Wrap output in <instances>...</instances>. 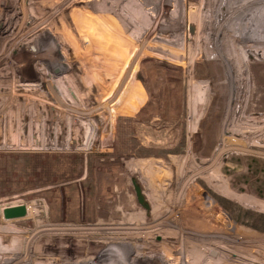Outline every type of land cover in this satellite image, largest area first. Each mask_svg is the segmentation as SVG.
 <instances>
[{
    "label": "rangeland",
    "instance_id": "obj_1",
    "mask_svg": "<svg viewBox=\"0 0 264 264\" xmlns=\"http://www.w3.org/2000/svg\"><path fill=\"white\" fill-rule=\"evenodd\" d=\"M1 1L5 4L0 5V16L13 18L0 36V208L23 203L29 213L22 219H4L0 213V226L32 230L35 226L34 252H53L60 235L40 227L45 212L33 210L34 206L135 205L129 191L131 179H137L145 198L155 206L152 217H162L148 223L157 229L143 237L148 239L156 231L164 238H174L166 245L171 254L180 239H195L194 228H218L221 223L212 214L220 213L214 212V204L235 223L264 236V230L251 226L253 217H244L245 211L254 216L264 212L218 191L224 188L264 204V40L241 37L226 28L232 17L216 15L228 7L236 9L235 29L241 30L248 26L249 13L264 1L245 5L247 0H181L180 23L179 18L172 22L180 0ZM13 7H19L16 13ZM74 10L89 11L105 20L78 32L69 16ZM258 17L262 19L258 24L264 23V16ZM33 18L44 21L41 27L53 28L35 55L27 47L19 48L40 25L30 23ZM61 24L68 34L64 44L68 62L63 72L67 81L56 89L39 61L48 52L47 46L55 43L53 32ZM170 28L179 31L182 39L164 41L171 37ZM217 29L222 32L217 43L221 57L213 55L215 41L208 36ZM107 31L110 43L113 36L130 43L128 55L146 95L131 115L121 112L127 101L119 99V67L111 58L107 65L101 51ZM87 32L96 39L90 53L84 39ZM245 53L251 55L244 59ZM227 61L234 74L245 76L242 91L234 90L232 101ZM198 81L206 83V96L196 100L191 116L189 83ZM88 120L94 129L90 147L85 149ZM9 129L14 133L9 134ZM193 181L204 195L193 190ZM27 190L33 193L11 194ZM94 215L99 221L110 220L105 209ZM169 219L172 227L183 229L180 235L165 224ZM102 235L110 237V233ZM30 259L35 262L34 256Z\"/></svg>",
    "mask_w": 264,
    "mask_h": 264
},
{
    "label": "bare ground",
    "instance_id": "obj_2",
    "mask_svg": "<svg viewBox=\"0 0 264 264\" xmlns=\"http://www.w3.org/2000/svg\"><path fill=\"white\" fill-rule=\"evenodd\" d=\"M249 1V0H247ZM246 1L245 5L249 4H259L263 2L264 0H251L249 2ZM237 2V1H236ZM5 1H1L0 5H4ZM232 7H228L225 12H219L218 18H222L224 14H227V16L232 17V20L230 21L231 24H227L226 28H231L234 32H237L241 37H248L250 41H259L264 40V23L258 24V22H261V18L258 16H264V4L261 5V7H258L254 10H252L249 13V17L246 18V23L248 22L247 27L240 28L241 30L236 31L235 24H236V17L239 13H236V9H231ZM19 7H13V10L17 11ZM182 10V1H178L176 5V17L172 21L173 23L176 22L175 19L179 18V21L177 23H180L182 20V16H180ZM233 10V11H231ZM233 12V13H232ZM224 13V14H223ZM232 13V14H231ZM237 14V15H236ZM109 16L110 13H107ZM15 16V15H14ZM74 22V26L76 27L78 32H81L82 29L85 28H93L95 26V23H99L100 21L105 20V17L92 14L89 11L81 12L80 10H74L70 12L69 15ZM12 16L7 15H1L0 16V36L8 31V27L10 25V22L12 20ZM37 19V21H36ZM39 18H33L30 19V23H35L36 30L31 33V35L28 37L26 41H24L23 44H20L19 48H29L28 52L35 55L40 50H42L41 41L43 43V39L51 33L52 27H49L46 24L45 27H41V24H43V20H38ZM258 21V22H257ZM174 25V24H172ZM84 26V27H83ZM83 27V28H82ZM169 37L168 39L163 38L164 41L172 42L174 39L180 40L182 39L181 34L179 31L175 32L172 28L169 30ZM241 31V32H240ZM225 32V31H223ZM81 34V33H80ZM183 34V33H182ZM220 34H222L221 29L215 30V33L208 32V36L215 41V44L213 45V55L216 57L222 56V51L219 45L217 43L219 42ZM82 36L84 33L81 34ZM85 41L88 42V52H92L95 46V35L93 33H85ZM68 34L65 31V28L61 24V26L53 32V38L56 39L55 43L52 46H47L49 48L48 52L46 54H42L44 59L40 60V64H43V66L46 67L48 70V79L50 82H54L52 86L56 89H58L57 85H60V82L62 84H65L66 80L64 78L63 72L67 66L68 57L66 55V50L64 48L65 42L68 41ZM70 38V37H69ZM115 36L112 38L110 37V33L107 31L104 35V41L105 45L102 46V52L106 55V64H110V58L113 59L114 64L118 65V76L116 78V83L119 87L120 91V97L119 99L124 100V103L127 101V106L121 110L122 113L131 115L133 114L144 102L145 100V92L143 90L142 85L135 77V62L131 58V56L128 55L130 43L126 42L125 40L121 41L119 36L118 39H114ZM156 38H159L158 36ZM174 38V39H173ZM67 40V41H66ZM54 42V41H53ZM73 46L74 42H72ZM103 54V55H104ZM251 55L250 53H245L244 59H246L248 56ZM91 58V54L89 55V59ZM227 59V58H226ZM109 61V62H108ZM227 63V74H228V80L230 83L231 88V97L230 100L232 101V97L234 94V90L238 89L239 91H242V84L244 83L245 76L243 75V72L234 74L233 73V66L229 61ZM242 71V70H240ZM53 79V81H51ZM67 81V80H66ZM235 81L239 84V87L236 86ZM52 84V83H51ZM235 84V85H234ZM189 107L191 110V116L194 114V108L196 100L202 99L206 96V83L204 81H198L196 83L190 82L189 83ZM69 91L73 97H75V94L72 92V90L69 88ZM197 96V97H196ZM108 97V96H107ZM89 122V120H88ZM195 122L196 119L193 120V123L189 126V131H194L195 128ZM89 126V134L87 137V140L84 142V148L89 149V142L92 139L93 135V129L94 125L93 122L88 123ZM1 131V129H0ZM9 134L14 133L13 129L7 130ZM224 142V141H223ZM222 142V143H223ZM223 145V144H222ZM210 186L212 184L208 183ZM193 186V190L197 191L201 195H204V191L202 188H200L194 181L191 184ZM215 189V186H212ZM220 191L223 195L229 197V198H236L238 203L247 206L252 207L255 209H258L262 212H264V204L249 197V196H243V195H236L231 194L227 190L223 188ZM214 204L212 199L208 198L207 201ZM216 208H214V212H219L220 215H214L212 214L219 223H221L218 228H212L209 225L203 226L201 228H194V231L192 234H194L195 239H192L190 241L186 240H179V247L176 248L174 251L175 254H178V256H174L172 258L171 250L167 247H162L161 252L167 257L166 259L171 262V264H264V236L250 232L245 226H242L240 224L235 223L232 221L228 215L217 208V206L214 204ZM27 210V209H26ZM29 211L25 213V215L15 218H26L28 216ZM211 215V214H210ZM3 216V214H2ZM4 218V217H3ZM14 219V218H9ZM171 219V218H170ZM168 220L165 222L166 225H170L171 228H175L174 234L180 235L183 232V229L180 228L178 225L173 226L169 223ZM146 227H140V228H131V229H143ZM105 230L110 231V227H100V228H85V227H79L75 228V230ZM112 229V228H111ZM127 229V228H125ZM52 231H62L67 230L64 227L60 228H50ZM44 232V230L41 231V233ZM110 233V232H109ZM40 234V233H39ZM25 235H22L18 233L17 231H14L12 228L0 226V264H46L40 261L38 263V259L36 257L35 263L32 259H30V253L33 252L34 247V241L33 239L29 238V241L25 240ZM31 240L33 241L31 243ZM6 241V242H4ZM245 242V243H244ZM248 243H253V246L248 245ZM21 248H24V251L21 250ZM19 249V250H16ZM214 250L216 252V256L210 257L208 255V251ZM25 252V253H24ZM31 252V253H32ZM34 253V252H33ZM24 255L26 258L24 259ZM32 255V254H31ZM4 256V258H3ZM34 256V255H33ZM102 257H99L97 261H101ZM3 262L1 263V261ZM93 260V259H90ZM48 264V263H47ZM53 264V263H49ZM164 264H168L165 262Z\"/></svg>",
    "mask_w": 264,
    "mask_h": 264
},
{
    "label": "flooded vegetation",
    "instance_id": "obj_3",
    "mask_svg": "<svg viewBox=\"0 0 264 264\" xmlns=\"http://www.w3.org/2000/svg\"><path fill=\"white\" fill-rule=\"evenodd\" d=\"M136 181V180H135ZM133 185V180H131ZM138 184V182L136 181ZM139 185V184H138ZM140 186V185H139ZM33 193V190L18 191L11 193L12 196L23 195L24 193ZM132 193L133 204H64L59 205H36L33 210L44 211L45 222L41 224L40 227L44 228H60L64 227L67 230L62 231H53V234H59V237H56L58 241H55L58 248L54 247V251H42L40 255L34 252L30 253V258L34 255L35 259L37 257L38 263L40 261L44 263H53V264H164L168 261L166 256L161 252L162 247H167V242H172L174 238H164V236L156 232L154 236L145 239L143 237L144 233H147L148 230L155 228L150 226L148 223L155 222V219H162V217L153 216L152 211H154L155 206L150 204L145 198L143 189L140 186V194L142 200L140 201L134 186L132 190L129 191ZM18 205H24L25 213L27 212V206L23 203H7L2 205L0 208V213L3 214V209L6 207H13ZM27 209V210H26ZM99 209H105V211L110 212V220L105 222L99 221L97 215ZM43 212V213H44ZM47 213V214H46ZM58 213V215H57ZM55 214V215H54ZM73 214L75 218H71L69 215ZM161 213L155 214L159 215ZM144 217L148 218V221H141ZM156 217V218H155ZM55 219H59L55 221ZM34 226V223H33ZM85 227V228H100V227H110V231L105 230H75V228ZM146 227L143 229H131V228H140ZM153 227V228H152ZM25 227L22 229L14 228V231L25 235V240L29 241L33 239H38V235L32 237V234L35 233V226ZM38 228V227H36ZM112 228V229H111ZM127 228V229H125ZM157 229V228H156ZM153 229V230H156ZM109 238L101 237L102 234H109ZM40 233L39 235L43 234ZM69 235L68 239L66 235ZM80 235V236H78ZM64 236V237H63ZM163 240V241H162ZM31 240V243L33 242ZM174 241V240H173ZM33 243V244H34ZM160 243L162 244L160 248ZM164 244V245H163ZM35 248V247H33ZM160 248V249H158ZM25 253V252H24ZM32 254V255H31ZM210 257L216 256L214 250L208 251ZM172 258L178 256V254H171ZM26 258V256L24 255ZM99 257H102L101 261H97ZM93 259V260H90ZM35 263V262H34ZM32 264V262L30 263Z\"/></svg>",
    "mask_w": 264,
    "mask_h": 264
},
{
    "label": "water",
    "instance_id": "obj_4",
    "mask_svg": "<svg viewBox=\"0 0 264 264\" xmlns=\"http://www.w3.org/2000/svg\"><path fill=\"white\" fill-rule=\"evenodd\" d=\"M133 186L136 191V194L139 198V200H142V196L140 194V186L136 183L135 180H133ZM25 215V207L24 205H18V206H13V207H6L3 209V217L4 219H9V218H15V217H20Z\"/></svg>",
    "mask_w": 264,
    "mask_h": 264
},
{
    "label": "trees",
    "instance_id": "obj_5",
    "mask_svg": "<svg viewBox=\"0 0 264 264\" xmlns=\"http://www.w3.org/2000/svg\"><path fill=\"white\" fill-rule=\"evenodd\" d=\"M245 218H252L253 217V223L252 227H256L257 229L264 230V214H254L250 213L249 211H245L244 213Z\"/></svg>",
    "mask_w": 264,
    "mask_h": 264
},
{
    "label": "crops",
    "instance_id": "obj_6",
    "mask_svg": "<svg viewBox=\"0 0 264 264\" xmlns=\"http://www.w3.org/2000/svg\"><path fill=\"white\" fill-rule=\"evenodd\" d=\"M131 180H133V179H131ZM134 180H136V181H138L137 179H134ZM71 218H75V216L73 215V214H71V215H69Z\"/></svg>",
    "mask_w": 264,
    "mask_h": 264
}]
</instances>
